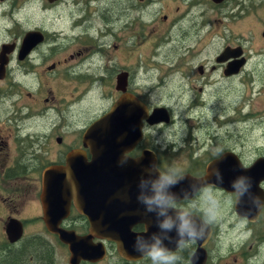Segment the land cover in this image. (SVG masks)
<instances>
[{"label": "flooded vegetation", "instance_id": "af4514ba", "mask_svg": "<svg viewBox=\"0 0 264 264\" xmlns=\"http://www.w3.org/2000/svg\"><path fill=\"white\" fill-rule=\"evenodd\" d=\"M121 2L127 12V21L121 23L120 19L118 26L125 27V31L133 39L134 47L142 48L146 43L145 39H151L150 47L155 54H153L154 58H159L163 54L165 59L162 62L155 61L153 64L147 61L133 63L134 66L131 69L121 71L115 77L111 106L122 95V92L116 90L117 76L126 73V93L142 102L147 110L146 118L141 121V138L128 156L135 159L141 157L143 152H147L155 158L160 173L170 174L174 170L182 176L188 175L196 179L203 178L206 175L207 166L228 152L237 157L244 169L251 167L258 159H264V152H258L251 158H244L237 149L230 147L218 153L211 152V142L208 145L207 141H199L192 134L194 127L200 131L203 129L204 115L203 113L198 114L195 110L204 109L205 95L211 93L210 96H226L223 93L229 83L242 78L249 64L248 57L240 46L233 47L227 44L213 60L205 58V60L196 62L195 58L188 61V58L181 57L186 49L193 53L195 51L188 42L189 37H192V42L196 45V39L207 33L206 29L210 20L209 15H206L208 6L206 0H109L107 3L105 0H0L3 10H7L4 17L6 15L14 17L18 13L23 15L26 11L33 10L29 8L31 5L39 6V10L44 11H56L57 8L65 5L69 19L68 33L77 32L74 44L67 48H70V53L62 60L45 66L41 61L34 62V56H37L36 60H40L39 50L44 45L49 47L47 58L52 57V54L58 51H53L55 49L54 34L49 36L45 30L36 25L28 27L27 30L22 27L16 32L9 31L10 35L16 36V39L0 44V51L5 44L13 45L12 52L7 55L8 64L5 66V76L0 80V100L4 94L8 96L9 87L6 85L13 81V68L10 65L14 59L19 68L28 69L33 80H38L33 77L34 67L40 68L43 65L45 72L40 74L38 80L42 81V85L50 80L64 78L77 85L73 88L76 89L74 95L77 98L76 102L80 100V97H85L90 88L82 84L91 80L87 67L96 57L95 54L103 51L107 53L109 48L114 50L118 48L119 33L115 30V21L116 14H122ZM207 2L216 7L227 4L229 0L220 3H214L212 0H207ZM17 3H19L18 6ZM157 6H159L158 9H156ZM194 17L200 19L199 29L183 31V24ZM15 22L17 23L18 20ZM30 32L41 33L43 39L36 43L22 59H19V52L25 44L26 35ZM177 33L178 38L174 41L173 37ZM260 35L264 38V29ZM109 37H113V43L107 45L106 40ZM90 38L95 41V44L89 40ZM226 49L230 51L223 56ZM258 58L260 59L259 56ZM72 62H75L73 67H68ZM237 63H242L238 66L239 68ZM144 65L146 67H144V76H142L141 69ZM62 66L70 71L67 70L64 73L60 68ZM58 70H60L59 73H57ZM20 75L25 76L22 72ZM258 76L257 81L262 82L263 73H259ZM110 78L111 76L108 80ZM175 85L183 87L179 89L180 92L176 97L188 103L185 111L190 114L188 116L184 117L168 102L175 96L169 91L170 88H175ZM156 98L159 100L154 101ZM63 99L66 104L56 106L61 110L52 115L51 125H48L47 121L42 122L45 129L43 132L38 130L31 132V127L20 125V122L28 117H24L18 109L11 110L7 117L0 114V210L2 209L0 225L5 234V227L9 220L16 219L23 229L22 238L14 244L8 242L5 234L7 242L12 246L22 243L28 228L42 230L46 233L45 238L38 234L27 239L28 243L24 245L37 246L36 251H39L38 258L36 259L33 255L28 260V264L30 261V264H55V246H61L66 251L67 264H70L68 246L60 241L57 232L48 231L47 221H49L50 229L71 232L76 237L87 238L92 245L103 248L104 255L100 260L95 262L81 260L79 264H105L107 262L110 264L109 259L113 257V254L118 264H151L146 254L139 257V254L135 252L131 260L122 257L118 251L117 242L108 238L103 230L105 222L103 215L100 214L101 211L96 214L99 218L102 216V220L94 218L99 231L96 234L91 233V221L78 210L75 200L68 199V197L62 198L68 192L61 195L58 193L59 199L57 200L55 198L46 199V203L50 204L54 210L49 217H45L42 202L45 198L44 173L51 168L66 167L68 159L72 156L76 158V161H79L78 158L81 157L82 161L90 162L92 155L89 146L84 142V135L89 126L106 114L111 107L90 123L78 128L73 126L70 113L66 115L67 106L71 100L66 102V98ZM43 100L48 101V99ZM158 109L165 111L160 118L158 116L150 120L152 113ZM43 114L46 116L44 112ZM41 117L43 116L38 118ZM261 117L264 118V113ZM221 119L223 124L230 123L229 119ZM190 121H193L194 125L190 126ZM170 134L173 135L171 139L165 138ZM243 177L238 175L241 180H244ZM238 186L244 187L242 190L247 189V197L241 198L243 194L241 189L238 194L208 185L198 189L194 194H186L187 196L178 198L177 210H187L192 213L187 218L197 234L204 233L202 239L187 241L185 236L184 242H181L176 230V226L180 223L176 218L177 214L171 210L167 211V216L172 218L175 226L165 233V230L159 228L158 232L162 245L178 257L174 264H194L192 258L198 250H202L205 255L203 264H264V179L259 180L257 186L246 180ZM253 186L257 187V192L256 190L251 192ZM134 203L143 205L140 199H135ZM135 209L138 210L136 215L139 221L135 220L134 210L130 211L134 215V220L129 221L130 232L134 234V237L147 234L148 222L151 220L155 224V216L157 223L165 219V216L157 215V211L149 212L144 207ZM146 228L147 231H145Z\"/></svg>", "mask_w": 264, "mask_h": 264}, {"label": "rangeland", "instance_id": "374dc122", "mask_svg": "<svg viewBox=\"0 0 264 264\" xmlns=\"http://www.w3.org/2000/svg\"><path fill=\"white\" fill-rule=\"evenodd\" d=\"M108 1L105 0L106 3ZM206 4L211 8L209 9L208 6L206 8V15H209L210 20V24L206 29L207 33L196 39V45L193 44L192 37H189L188 42L189 44L191 43L195 51L193 53L186 49V52L181 57L188 58V61L191 58H195L194 61L196 62L205 60V58L213 60L215 55L227 44L233 47L240 46L248 57L249 64L242 78L229 83L228 88L223 93L226 96H210L211 93L205 95L204 109L202 111H200V108L195 110L198 114L203 113L204 115L203 129L200 131L197 127H194L192 128V134L199 141H207L208 145L211 142V152L218 153L220 150L230 147L237 149L243 154L244 158H251L258 152H264V118L261 117L264 113V78H262V82L257 81L259 73L264 75V38L260 35L262 29H264V0H229L227 4L216 7L210 5L206 0ZM206 4L205 2L203 3L204 6ZM18 5L19 3H17ZM29 8L33 10L26 11L23 15L18 13L14 17L7 15L4 17V13L7 10L4 11L3 6L0 5V44L4 41H15L16 36L10 35L9 31L16 32L21 30L22 27L27 30L28 27L36 25L45 30L49 36L54 34L55 49L53 51H58L53 53L52 57L47 58L49 47L44 45L39 50L40 60H36L37 56H34V62L41 61L45 66H48L52 62L65 58L70 53V48H67L74 44L77 37L76 31L68 33L69 19L66 6L62 5L56 11L39 10L40 7L36 5H31ZM121 12L122 14L120 15L113 12V14H116L115 30L119 33L118 48L115 50L109 48L107 53L102 50L103 52L95 54L96 57L87 67L91 74V80L82 84V86L88 85V88H90L85 97H80V100L76 102L77 98L74 96L76 89L74 90L73 88H76L77 85L64 78L54 81L50 80L42 85V81L39 82L38 80L40 79V74L45 72L43 65L40 68L34 67L35 73L33 77L38 80H33L28 69L19 68L15 64L16 59H14V62L10 65L13 68V81L6 85L9 87L8 96L4 94L2 100H0V111H2L0 114L7 117L11 110L18 109L24 114V117H28L21 121L20 125L31 127V132L37 130L43 132L45 129L42 126V122L45 123L47 121L48 125H51L52 115L61 110L60 107L56 106L65 103L63 98H66V102L71 100L68 103L66 115L70 113L74 127L79 128L86 123H90L100 114L107 111L111 106L115 77L119 72L127 71L128 68L131 69L135 63L147 61L153 64L155 61L162 62V60H165L162 56L163 54L159 58H154L155 54L152 51V47H150L151 39L146 38V43L142 48L138 47L136 49L134 47L133 39L125 31V27L118 26L120 19L122 20L121 23L127 21V12L123 2H121ZM16 20H18L17 23L15 22ZM199 21L200 19L196 17L187 20L183 24L182 30L195 31L196 28L199 29ZM176 38H178V33L173 37L174 41L177 40ZM89 40L95 44L93 39L90 38ZM112 40L113 37H109L106 40L107 45L111 44ZM95 49L97 50L96 45ZM74 64L75 62H72L68 67H73ZM144 67L146 66L144 65L141 69L142 76H144ZM60 68L63 69L64 73L67 70L70 71L64 66ZM21 72L25 76H21ZM109 76H111L110 80H108ZM41 78L44 80L43 77ZM97 79L99 81H96ZM179 89H183V87L175 85V88H170L169 91L175 96L171 98L173 100H168V102L185 117L190 115L185 112L186 104L188 103L176 97L177 93L180 92ZM43 99H48V101L44 102ZM158 100L156 98L154 101ZM162 101L165 102L166 100L162 99ZM43 112L46 116H44ZM41 115L43 117L38 118ZM219 118L220 120H222L221 118H224V120L229 119L230 123L223 124V120L220 121ZM234 118L235 120H232L234 121L232 122L231 119ZM40 122L41 125H39ZM191 125H194L193 121H190ZM172 137V134L168 137L165 136L168 139ZM1 211L2 209L0 213ZM38 234H41L44 238L46 237L44 231L28 228L25 231V242L11 246L9 250L18 251V248L20 249V247L28 243L27 239ZM8 245L3 227L0 225V250ZM33 247L31 245L25 247V253L23 258H21L20 264H24V261L29 260L33 255L36 256V259L38 258L39 251H36L37 246L33 245ZM54 255L55 264H67L68 255L61 246H55ZM114 255L109 259L110 264L119 263ZM105 264H108V262Z\"/></svg>", "mask_w": 264, "mask_h": 264}, {"label": "water", "instance_id": "95a60500", "mask_svg": "<svg viewBox=\"0 0 264 264\" xmlns=\"http://www.w3.org/2000/svg\"><path fill=\"white\" fill-rule=\"evenodd\" d=\"M212 1L220 3L224 0ZM42 39L41 33H28L18 58L22 59ZM12 50L13 45L5 44L1 48L0 80L5 76L7 55ZM229 51L230 49H226L223 56ZM241 64L237 63V67ZM126 79V73L117 76L116 90L122 92V95L106 114L89 126L84 135V142L89 146L92 155L91 161L87 163L82 161L81 157L78 158L79 161H76V158L72 156L68 159L66 167L47 170L43 176L45 198L42 197V202L45 217H49L54 209L46 203V199L57 200L58 193L61 195L68 192L62 198L68 197L75 200L78 210L90 219L92 224L90 230L93 234L99 231L94 218L102 220V216L99 218L96 214L101 211L106 236L117 242L118 251L123 258L131 260L135 252L139 254V257L145 255L155 239L161 238L156 216L155 224L151 220L148 222L147 234L134 237L129 226L131 225L129 221L134 220V215L130 211L134 210L135 220L139 221L136 215L138 210L135 208L146 209L144 204L138 205L134 203V200L151 194V184L158 179L160 172L153 167L156 165L155 158L147 152H143L141 157L135 159L128 156L141 138V121L146 118L147 110L142 102L126 93ZM164 111V109L155 110L149 119L154 120L153 118L158 116L160 118ZM238 175L244 176V180L238 178ZM263 179L264 159H258L251 167L244 169L237 157L228 152L207 166L206 175L203 178L183 176V179H180L170 192L175 193L178 199L187 196L186 194H194L202 187L213 185L238 194L241 189L243 191L241 198H245L248 194L247 189L242 190L244 187L240 188L238 185L246 180L257 186L258 181ZM251 189V192L255 190L257 192V187L253 186ZM49 225L47 221L48 231L57 232L60 241L68 246L70 264H79L81 260L95 262L103 257V248L92 245L87 238H78L71 232L50 229ZM5 234L10 244L19 241L23 234L21 223L16 219L9 220L5 227ZM204 258L203 251L198 250L192 262L203 264Z\"/></svg>", "mask_w": 264, "mask_h": 264}, {"label": "clouds", "instance_id": "9594fccd", "mask_svg": "<svg viewBox=\"0 0 264 264\" xmlns=\"http://www.w3.org/2000/svg\"><path fill=\"white\" fill-rule=\"evenodd\" d=\"M153 167L159 171L156 165H153ZM180 179H183V176L174 170L170 174L160 173L158 179L151 184V194L142 196L139 199L146 206L147 211H157V215L165 216V219L157 225L160 229L171 231L175 226L172 218L167 216V211L171 210L176 212V218L180 221L179 225L176 226V230L177 235L181 238V242H184L183 238L185 236L187 237V241L202 239L204 233L197 234L192 227L191 221L187 218L192 213L187 210H177L178 199L175 193L170 192V189L175 187ZM145 231H147V228ZM146 255L150 258L151 264H174L178 259L174 253L168 251L162 245L159 239H155V242L148 247Z\"/></svg>", "mask_w": 264, "mask_h": 264}, {"label": "trees", "instance_id": "16d2710c", "mask_svg": "<svg viewBox=\"0 0 264 264\" xmlns=\"http://www.w3.org/2000/svg\"><path fill=\"white\" fill-rule=\"evenodd\" d=\"M12 245H8L5 248H1L0 252V264H20L21 258H23V254L25 253L24 249L26 246L22 248H18V251L9 250V247ZM22 256V257H21ZM24 264H28V260L24 261Z\"/></svg>", "mask_w": 264, "mask_h": 264}]
</instances>
